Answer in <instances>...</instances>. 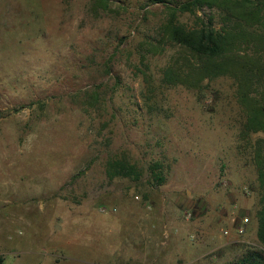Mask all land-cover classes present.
<instances>
[{"label":"rangeland","instance_id":"374dc122","mask_svg":"<svg viewBox=\"0 0 264 264\" xmlns=\"http://www.w3.org/2000/svg\"><path fill=\"white\" fill-rule=\"evenodd\" d=\"M105 5L0 0L2 264H233L264 253L254 162L264 133L241 138L233 80L166 84L183 53L158 35L168 9ZM202 13L222 25L216 9Z\"/></svg>","mask_w":264,"mask_h":264},{"label":"trees","instance_id":"16d2710c","mask_svg":"<svg viewBox=\"0 0 264 264\" xmlns=\"http://www.w3.org/2000/svg\"><path fill=\"white\" fill-rule=\"evenodd\" d=\"M148 2L162 4L169 11L159 27L160 39L183 50L165 68L163 81L198 91L206 79L230 78L234 82L236 102L245 116L241 138L264 133V0H188L174 5L167 0ZM105 3L106 0H96L95 10H105ZM203 8L216 9L222 21L219 28L213 14H198ZM184 14L194 16L198 25L190 29L182 24L179 16ZM152 52L157 50L153 48ZM139 60L143 64L145 55L140 54ZM254 146L260 191L257 236L264 248V141L258 140ZM115 169L111 177L119 175ZM233 264H264V253L246 252Z\"/></svg>","mask_w":264,"mask_h":264},{"label":"built area","instance_id":"2783aa9c","mask_svg":"<svg viewBox=\"0 0 264 264\" xmlns=\"http://www.w3.org/2000/svg\"><path fill=\"white\" fill-rule=\"evenodd\" d=\"M249 224V219L247 216L241 217L237 223V225L234 227V232L237 235H243L246 230H247V226ZM225 235H228L229 232L228 231H224Z\"/></svg>","mask_w":264,"mask_h":264}]
</instances>
